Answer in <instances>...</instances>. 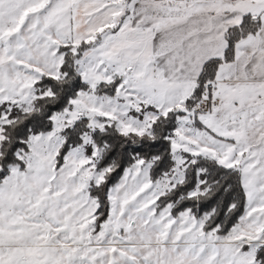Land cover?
Returning a JSON list of instances; mask_svg holds the SVG:
<instances>
[{"label":"snow or ice","instance_id":"obj_1","mask_svg":"<svg viewBox=\"0 0 264 264\" xmlns=\"http://www.w3.org/2000/svg\"><path fill=\"white\" fill-rule=\"evenodd\" d=\"M0 264H264V0H0Z\"/></svg>","mask_w":264,"mask_h":264}]
</instances>
